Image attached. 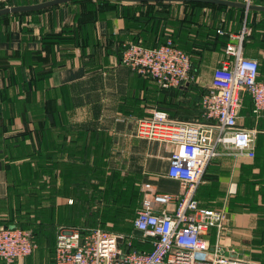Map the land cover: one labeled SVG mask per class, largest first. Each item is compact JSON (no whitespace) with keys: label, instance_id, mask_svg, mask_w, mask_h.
Returning a JSON list of instances; mask_svg holds the SVG:
<instances>
[{"label":"crops","instance_id":"1","mask_svg":"<svg viewBox=\"0 0 264 264\" xmlns=\"http://www.w3.org/2000/svg\"><path fill=\"white\" fill-rule=\"evenodd\" d=\"M43 1L8 0L0 9ZM67 2L0 15V203L9 200L14 169L50 165L52 185L60 192L58 170L80 163L74 156L77 134L107 140L109 165L131 176L138 188L137 208L148 191L178 192L179 182L167 176L174 145L136 137V119L160 109L172 119L202 120V95L214 69L232 59L225 52L229 44L240 43L243 56L258 61L264 80V9L178 0ZM251 5L264 7V0ZM162 38L173 39L190 57L189 79L178 87L161 88L121 63L125 44ZM252 110L250 96L241 93L237 127L256 131L254 157L219 146L195 198L199 206L223 210L226 216L218 241L214 228L205 234L211 247L219 242L226 253L264 264V110L258 115ZM47 148L51 162L40 160ZM51 200L53 217L61 207L76 209L71 193L54 190ZM55 224L86 228L82 219ZM134 230L121 240L123 250L149 251L153 238ZM33 256L24 261L30 263Z\"/></svg>","mask_w":264,"mask_h":264},{"label":"built area","instance_id":"2","mask_svg":"<svg viewBox=\"0 0 264 264\" xmlns=\"http://www.w3.org/2000/svg\"><path fill=\"white\" fill-rule=\"evenodd\" d=\"M239 1L246 6L253 2ZM225 52L232 59L223 61L213 71L201 99L202 120L172 119L160 109L136 119V137L174 145L167 176L178 181L180 187L175 193L148 191L149 197L136 210L134 228L153 238L152 248L147 252L123 251L120 242L126 237L99 227L60 228L50 264H251L226 253L219 242L213 247L209 245L205 234L214 228L218 241L226 216L223 210L199 206L195 198L196 186L210 160L218 154L219 146L235 155L249 158L255 155L256 131L237 127L238 109L244 92L251 98L254 114L264 110V80L258 79V61L243 56L240 43L229 44ZM120 59L161 88L180 86L190 76L189 55L170 38L155 47L127 43ZM144 187L151 189L149 184ZM156 203L163 208H154ZM35 248L27 229L17 226L0 229L2 264H24Z\"/></svg>","mask_w":264,"mask_h":264},{"label":"rangeland","instance_id":"3","mask_svg":"<svg viewBox=\"0 0 264 264\" xmlns=\"http://www.w3.org/2000/svg\"><path fill=\"white\" fill-rule=\"evenodd\" d=\"M2 3L4 2L0 1V4ZM76 144L78 146L76 153L77 157L82 158L83 155H85L88 162L86 166L87 168L79 170V175L77 174V178L80 180L84 178L85 186L78 188L71 187L70 193L74 195L73 198L77 204L82 206L84 200L86 214L91 213L92 215V224L86 226V228L80 229L99 227L118 236L126 237L129 232L121 230L127 226V224L133 223L136 210L138 209L137 205L132 207V204L129 203L131 206L124 209L123 215L125 216L121 219V222L112 221L111 218H113L114 213L117 211L116 207L121 205L119 200L130 196L133 192L135 183H133L132 177L122 175L121 172L109 165L108 161L112 158H109V154L105 150L107 140L101 135L92 134L90 138L87 137L86 143L80 140L77 141ZM89 148L90 151H88ZM84 151L85 153H83ZM39 155L42 156V158H40L41 161L51 162L52 160L51 154L49 158L45 155V153ZM76 161L80 162L76 164H81L82 159ZM59 171L61 173V169L58 170V172ZM83 171H85V175H83ZM54 172L55 170H53L50 165L49 167H45L43 169L28 168L12 170L11 180L13 185L11 186L9 192V200L4 202V204L0 203V218H2L3 214H5L4 220L0 219V221H3V223L0 224V228L11 225L22 226L27 228L32 237V222L35 217L43 213H45V216L40 218L42 220H47V224L50 226V214L52 213L51 198L53 191L55 190L56 194H58V189H55L52 185V178L55 176ZM67 175L69 176V174ZM121 181H123L124 185L122 198L121 193H119L121 190ZM117 201L118 203H116ZM77 212L73 210V212H71V217L76 216ZM59 213L63 218L67 211L61 207L60 210L57 209V215ZM103 214L107 220H105ZM60 228L70 229L64 226L54 225L52 234L53 241L51 240L50 242H46V240L42 239L40 243L34 242L36 243V248L33 252L34 256L31 259V262L26 263L24 261L23 263L49 264L54 251L56 234ZM28 260L29 258L27 261Z\"/></svg>","mask_w":264,"mask_h":264},{"label":"trees","instance_id":"4","mask_svg":"<svg viewBox=\"0 0 264 264\" xmlns=\"http://www.w3.org/2000/svg\"><path fill=\"white\" fill-rule=\"evenodd\" d=\"M4 1H1V2H4ZM85 1L91 2L92 0H70L69 2L77 3V2H85ZM94 1H99L101 3H110L111 1H116V0H94ZM117 1H120V0H117ZM69 2H67V3H69ZM135 2H137V1H135ZM140 2L141 3H139V4H143L146 1H140ZM158 2L161 3L162 1H158ZM195 2H198V1H195ZM49 8H51V7H49ZM41 10H44V9H40V10H37V11H41ZM37 11H34V12H37ZM22 13H28V12H20L18 14H22ZM137 19H140V18L137 17ZM166 39L167 38H162V40H159V41H157L155 43H148L144 39L141 40V41L134 40L133 43L140 42L142 45H144L146 47H155V46H158V45L164 43L166 41ZM172 41L177 47H179L174 42L173 39H172ZM122 51H123V49H122ZM122 51H121V53H122ZM258 79H260L259 76H258ZM171 88H173V87H171ZM79 139L81 141L85 142V143L87 142V137L83 136L82 134H77V137L74 139L75 146H77V144H76L77 141H80ZM59 142H60L61 145L64 144L63 140H60ZM83 148H85V147H83ZM47 149L48 150L45 152V155L48 156V158H49L50 154H51V150H50V148H47ZM88 151H90V148L88 149ZM76 153H77V151H76ZM76 153H75L74 156L78 160L82 159L81 164H74V165H69V166L66 165L63 169H61V176H62V179H63L62 180L63 184L60 187V192L61 193L63 192L62 194L70 193V188L71 187H77L78 188V187L85 186L84 185V183H85L84 178L82 180H80L79 178H77V174L79 175V170H84V169L87 168L86 166H87L88 160H87V157L85 155H83L82 158L77 157ZM83 153H85V151ZM31 169H33V168H31ZM34 169H36V168H34ZM67 174H69V176ZM85 174H86L85 171H83V175H85ZM133 183H135L134 180H133ZM120 187H121V190H120L119 193H121V198H122V194H123V191H124L123 181H121ZM135 187H133V192L130 194V196L119 200L121 205L116 207L117 211L114 213L113 218H111L112 221L121 222V219H123L124 216H125V215H123L124 209L129 208V206H131L129 203L132 204V207L133 206L135 207L137 205V201H138L139 195H138V188H137L136 184H135ZM60 192L58 190V193H60ZM116 203H118V201ZM73 205H76V209H74V210L76 212L77 211L79 212V213L78 212L76 213V216L71 217L72 216L71 212H73V211H71V209H70L69 212H67L65 214V216H63V218L60 216V213L58 215H56L55 217H53V214L51 213L50 214V216H51V224H50V226L47 224V220H42L40 218V217L45 216V213L39 214L37 217H35L34 221L32 222V224H33L32 237H31L32 241L33 242H39V243H40V241L42 239L46 240V242H50L51 240L53 241V235L52 234H53V226L54 225L56 226L55 222L56 223L57 222H60V223H62V222L72 223V222H78V221H80L83 218V221H85L86 226L91 225L92 224L91 223L92 222V215H91V213L90 214L89 213L86 214L85 201L83 200V205L82 206L80 204H77L76 202H74ZM135 216H136V214H135ZM46 217H47V215H46ZM103 217L105 218V220H107V218L104 216V214H103ZM101 218H102V216H101ZM11 226H17V225H11ZM3 227L5 228V227H8V226H3ZM17 227L24 228L22 226H17ZM24 229H27V228H24ZM133 229H134V223H131V224H127V226L122 228L121 231L131 232ZM47 244H49V243H47ZM130 251L147 252L145 250H137V249H130ZM53 253H54V251H53ZM52 260H53V254H52V257H51V260H50L49 264L52 262Z\"/></svg>","mask_w":264,"mask_h":264},{"label":"water","instance_id":"5","mask_svg":"<svg viewBox=\"0 0 264 264\" xmlns=\"http://www.w3.org/2000/svg\"><path fill=\"white\" fill-rule=\"evenodd\" d=\"M70 0H46L40 3L36 4H29V5H18V6H11V7H4L0 9V15L2 14H8V13H16V12H29V11H37L43 8H47L53 5H57L60 3H64ZM120 1H176V0H120ZM178 1H200V2H211V3H217V4H224V5H232V6H239L244 9H252V8H258V9H264V7L260 6H254V5H248L246 6L243 3L238 2H232L227 0H178ZM134 232L138 235H141L142 232L138 229H135Z\"/></svg>","mask_w":264,"mask_h":264}]
</instances>
